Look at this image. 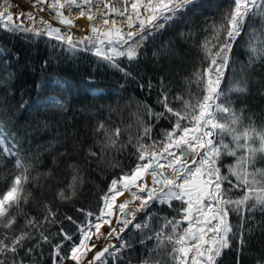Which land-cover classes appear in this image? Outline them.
<instances>
[{
	"label": "snow or ice",
	"instance_id": "1",
	"mask_svg": "<svg viewBox=\"0 0 264 264\" xmlns=\"http://www.w3.org/2000/svg\"><path fill=\"white\" fill-rule=\"evenodd\" d=\"M0 31L45 46L0 48V264H264V0H0ZM82 59L95 111L51 71Z\"/></svg>",
	"mask_w": 264,
	"mask_h": 264
},
{
	"label": "trees",
	"instance_id": "2",
	"mask_svg": "<svg viewBox=\"0 0 264 264\" xmlns=\"http://www.w3.org/2000/svg\"><path fill=\"white\" fill-rule=\"evenodd\" d=\"M204 17H201L203 20ZM31 43V47L29 46ZM5 44L9 48L18 51L21 54L22 62L23 61H35L33 67H39V59L45 55V46L43 43L39 44V52L37 51V46L35 42H30L26 37L23 36H11L3 31H0V48ZM48 51H51L48 49ZM21 71L23 67L21 65ZM51 71L56 75L64 74V78L69 81L72 85L73 93L78 94L80 100L83 101L79 105L81 109H91L95 111V108L105 105L107 101L99 100L98 97L102 92H106L109 86H115L116 77L112 76L110 73L103 70H95L90 66V62L87 59H82L79 64H70V62L59 63L53 60ZM91 73V77H89ZM37 73L33 72L30 76L25 75L19 81L23 83L25 80L36 79ZM91 79L97 87L88 88V82ZM54 94V93H49ZM146 95V94H143ZM34 98V97H33ZM253 105L254 110H258L261 106H264V101H261L258 96H253L249 101ZM75 111V110H73ZM259 115V112L257 111ZM69 120L72 119V114H68ZM79 119V117H77ZM44 133L41 132L37 136V140L43 144L42 137ZM135 255V254H134Z\"/></svg>",
	"mask_w": 264,
	"mask_h": 264
},
{
	"label": "rangeland",
	"instance_id": "3",
	"mask_svg": "<svg viewBox=\"0 0 264 264\" xmlns=\"http://www.w3.org/2000/svg\"><path fill=\"white\" fill-rule=\"evenodd\" d=\"M20 1H21V0H14V2H16V3H20Z\"/></svg>",
	"mask_w": 264,
	"mask_h": 264
},
{
	"label": "bare ground",
	"instance_id": "4",
	"mask_svg": "<svg viewBox=\"0 0 264 264\" xmlns=\"http://www.w3.org/2000/svg\"><path fill=\"white\" fill-rule=\"evenodd\" d=\"M20 3H24V0H21Z\"/></svg>",
	"mask_w": 264,
	"mask_h": 264
}]
</instances>
